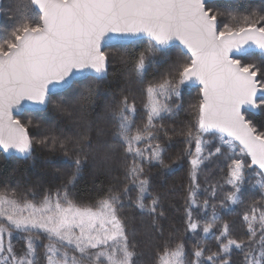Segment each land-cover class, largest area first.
<instances>
[{"label": "snow or ice", "instance_id": "obj_1", "mask_svg": "<svg viewBox=\"0 0 264 264\" xmlns=\"http://www.w3.org/2000/svg\"><path fill=\"white\" fill-rule=\"evenodd\" d=\"M9 19L15 23L0 36V149L25 157L34 144L66 148L74 142L63 132L54 134L39 114L50 103L67 111L63 96L73 85L104 78L111 55L105 47H122L121 41L145 46L138 56H121L132 64L131 79L122 98L114 97L111 134L98 130L93 141L91 125L81 119L75 138L80 152L88 149L85 156L100 155L104 163L122 160V178L93 203L77 201L69 185L84 163L78 155L68 183L40 199L31 190L28 199L17 188L4 187L0 264H137L143 253L133 243L131 218L122 215L126 204L140 211L141 223L150 218L145 233L150 264H232L233 249L241 254V264H264V129L249 114V108L264 110V7L234 14L211 0H16ZM253 46L259 58L245 62L242 57L251 55ZM162 61L168 63L166 71L146 82L148 70ZM192 82L200 99L177 129L175 117L183 104L171 101L181 100L183 87ZM87 88L85 100L94 95ZM168 120L173 123H158ZM31 128L46 134L34 138ZM177 136L185 147L166 164L165 153ZM182 158L189 164V182L182 197L184 232L178 238L160 223L175 186L165 188L167 179L154 180L150 169L157 164L172 169ZM209 164L214 167L205 177L207 195L201 201L199 176ZM253 167L260 179L250 189L247 171ZM241 205L247 231L236 234L232 221H220ZM16 233L24 234L19 249ZM189 233L199 237L191 249Z\"/></svg>", "mask_w": 264, "mask_h": 264}, {"label": "trees", "instance_id": "obj_2", "mask_svg": "<svg viewBox=\"0 0 264 264\" xmlns=\"http://www.w3.org/2000/svg\"><path fill=\"white\" fill-rule=\"evenodd\" d=\"M15 3L16 0H0V36L5 35L4 30L10 29L15 23L14 19H9V17L15 15ZM211 3L222 10L230 11L234 14H244L247 10L264 7V0H212ZM121 44H123L122 47L108 46L103 49L106 53L111 54L107 63L106 75L103 79L93 80L88 78L81 80L64 94L63 99L67 102L65 104L67 111H57L50 103L47 109L39 114L40 119L47 122V125L50 126L54 134L63 132L64 136L73 137L74 142L66 148H60L59 146L52 148L50 144L48 146L34 144L31 154L27 157L6 156L0 150V190L6 186L8 188H17L22 197L28 194L27 198L32 199L33 197L29 193V190H31V193L36 194V198L40 199L46 191H55L68 183L75 170L74 161L78 155L84 163L81 166L76 180L69 185L72 196L77 201L83 204L93 203L100 199L103 193L107 192L117 179L122 178V160L117 158L114 161L104 163L100 155H97L96 158H93L91 155L85 156L84 153H87L88 149L85 148L84 152H80L79 145L75 143V138L81 130L79 123L81 119L91 125L88 135L93 141L97 137L98 130L102 129L105 135L111 134L112 123L110 116L112 108L115 106L114 97L116 99L122 98L120 93L129 85L131 79L130 69L132 64L122 62L121 56L129 57V59L133 56H138L145 46L139 41H128ZM251 53V55L245 54L242 57L245 62H251L259 58V51L254 50ZM176 55V50L173 49L170 53L171 58L175 59ZM167 67L168 63L162 61L157 66L150 68L146 82L153 79L158 80L160 75L166 71ZM88 85L94 90V95L90 99L85 100L82 97L87 96ZM135 95L137 96L135 103L141 112H143V100L139 92H136ZM144 99H146V95ZM199 99V87L187 85L182 89L181 100L172 99V104L178 102L183 104V110L175 117L176 123L174 126L177 129H179L182 123H186L191 118L189 115V106L198 104ZM249 114L250 118L259 127L264 129V110H249ZM24 119L27 120L28 116L24 115ZM33 123L35 124L36 120H33ZM158 123L171 125L173 122L168 120L159 121ZM29 134L38 139L46 133L42 128H31ZM169 135L172 134L169 133ZM163 139L162 136L160 142H163ZM184 147L185 145L181 143L179 137H174L165 153V163L170 164L176 160ZM117 157H119V152L117 153ZM213 167V165L209 164L200 173L201 194L198 198L201 201L207 195L203 192V189L208 187L205 182V177ZM221 167H224L226 170V164H222ZM150 171L154 180L167 179L165 188L170 189L173 185L175 186V191H172L171 195L165 200L167 218L162 219L160 223L165 229L166 234L169 230L174 229L179 238L184 232L181 217L184 209V199L182 197L186 195V188L189 182V164L187 159L182 158L180 162L173 165L172 169H163L157 164ZM256 172L255 167L247 171V181L250 189L256 184V180H254V174ZM219 175L220 173L217 171L216 176L219 177ZM243 211L244 206L241 205L234 211L228 212L227 215L222 214L220 223L230 220L233 222L236 234H240L241 231L246 233L247 227L246 225H242ZM122 215L131 218L130 226L136 229V236L133 239V243L138 244L136 251L143 253L137 259V264H150V254L149 249L146 247L145 239V233L149 231L148 225L150 218L144 217V222L141 223L140 211L128 204L125 205ZM256 227H259V224ZM200 231L202 234V230ZM217 234H219L218 231ZM23 235L16 233L13 237V242L17 245L18 249L23 246ZM188 237L187 244L189 249H191L199 237H192L191 233L188 234ZM43 243H47V240H43ZM209 244L211 245L212 251L217 250L214 240H210ZM40 251H43L42 246ZM231 259L232 264H241L242 262L241 254L235 249L232 250Z\"/></svg>", "mask_w": 264, "mask_h": 264}, {"label": "water", "instance_id": "obj_3", "mask_svg": "<svg viewBox=\"0 0 264 264\" xmlns=\"http://www.w3.org/2000/svg\"><path fill=\"white\" fill-rule=\"evenodd\" d=\"M212 1V0H211ZM124 42H128V41H121L120 43H124ZM113 44H115L116 42H112ZM254 50H257V51H259V49H256L254 46L251 48V51H254ZM106 68H107V66H106ZM188 85H192V86H197V83L196 82H192V83H190V84H188ZM253 108H249V110H252ZM2 152H3V154L4 155H6V156H9V155H15V156H17V157H24V155L23 154H20V153H18V152H16L15 150H9V151H7V152H5V151H3L2 149H0Z\"/></svg>", "mask_w": 264, "mask_h": 264}, {"label": "rangeland", "instance_id": "obj_4", "mask_svg": "<svg viewBox=\"0 0 264 264\" xmlns=\"http://www.w3.org/2000/svg\"><path fill=\"white\" fill-rule=\"evenodd\" d=\"M187 86H192V85H187ZM257 110H259V109H252L251 111H257ZM9 156H11V155H9ZM13 156H15V155H13ZM249 163H250V161H249ZM257 170V169H256ZM260 179V177H258L257 175H256V173L254 174V180H259ZM201 230H202V228H201Z\"/></svg>", "mask_w": 264, "mask_h": 264}]
</instances>
